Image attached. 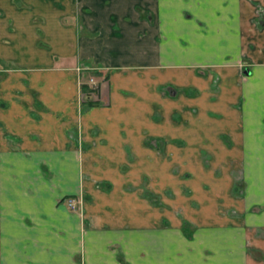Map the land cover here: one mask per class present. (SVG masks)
Masks as SVG:
<instances>
[{
    "label": "crops",
    "instance_id": "crops-1",
    "mask_svg": "<svg viewBox=\"0 0 264 264\" xmlns=\"http://www.w3.org/2000/svg\"><path fill=\"white\" fill-rule=\"evenodd\" d=\"M0 60V264L264 262V0H0Z\"/></svg>",
    "mask_w": 264,
    "mask_h": 264
},
{
    "label": "rangeland",
    "instance_id": "rangeland-1",
    "mask_svg": "<svg viewBox=\"0 0 264 264\" xmlns=\"http://www.w3.org/2000/svg\"><path fill=\"white\" fill-rule=\"evenodd\" d=\"M9 47H13V45H10ZM0 65H2L3 67H5V68H7V67H11L12 65H13V62L12 61H3V60H0ZM246 72L248 73V72H250L249 71V68H248V66H246ZM89 82V81H88ZM91 83V82H90ZM89 83V84H90ZM90 85H92V86H94L93 84H90ZM192 244L193 243H190L189 245H191L192 246ZM193 247V246H192ZM223 247V246H222ZM221 248V247H220ZM191 249V248H190ZM222 249V251L224 252V250L226 251V247L223 249V248H221ZM213 250V249H212ZM207 251L208 252H210V253H212L211 252V249H207ZM247 251H249L252 255H254L255 254V256H257V257H260L261 255H263L262 253H260L259 251H252L251 250V247H248L247 248ZM215 253V252H214ZM231 254V253H230ZM232 254H233V252H232ZM179 255H181V257H180V259L179 258H177L178 259V261H184L187 257H189V258H191V259H194L195 258V254H194V252H192V250H190L189 252L188 251H186V252H183V251H181L180 253H179ZM213 254H211V256H212ZM213 257V256H212ZM238 259V256L236 257V259L234 260L235 262H236V260ZM259 264H260V262H258ZM257 263V264H258ZM240 264H248L245 260H240ZM262 264H264V262H262Z\"/></svg>",
    "mask_w": 264,
    "mask_h": 264
},
{
    "label": "flooded vegetation",
    "instance_id": "flooded-vegetation-1",
    "mask_svg": "<svg viewBox=\"0 0 264 264\" xmlns=\"http://www.w3.org/2000/svg\"><path fill=\"white\" fill-rule=\"evenodd\" d=\"M245 71H246V69H245ZM70 199L73 200V202H74V206H73V207L69 206V204H68V201H69ZM63 200L65 201V204H66V206H67L69 209H71V210H75V211L81 209L82 200H81L80 197H77V195H68V196L64 197Z\"/></svg>",
    "mask_w": 264,
    "mask_h": 264
},
{
    "label": "trees",
    "instance_id": "trees-1",
    "mask_svg": "<svg viewBox=\"0 0 264 264\" xmlns=\"http://www.w3.org/2000/svg\"><path fill=\"white\" fill-rule=\"evenodd\" d=\"M81 87H82L83 91L88 94V91H90V87L87 84H82ZM86 101H89L88 98L86 99Z\"/></svg>",
    "mask_w": 264,
    "mask_h": 264
},
{
    "label": "built area",
    "instance_id": "built-area-1",
    "mask_svg": "<svg viewBox=\"0 0 264 264\" xmlns=\"http://www.w3.org/2000/svg\"><path fill=\"white\" fill-rule=\"evenodd\" d=\"M68 204H69V206L73 207V206H74V202H73V200L70 199V200L68 201Z\"/></svg>",
    "mask_w": 264,
    "mask_h": 264
}]
</instances>
